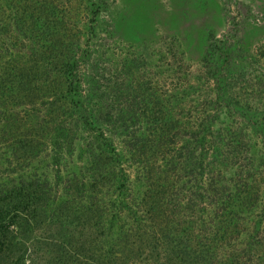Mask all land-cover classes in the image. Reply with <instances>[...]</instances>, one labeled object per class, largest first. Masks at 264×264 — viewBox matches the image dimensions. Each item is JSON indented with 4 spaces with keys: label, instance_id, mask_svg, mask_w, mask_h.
<instances>
[{
    "label": "trees",
    "instance_id": "1",
    "mask_svg": "<svg viewBox=\"0 0 264 264\" xmlns=\"http://www.w3.org/2000/svg\"><path fill=\"white\" fill-rule=\"evenodd\" d=\"M104 1L87 0L83 27L94 29ZM73 25L69 31L25 32L33 43L0 77V90L16 84L23 103L38 107L32 127L10 115L0 129L6 134L0 153V264H264V177L249 173L257 168L253 164L246 165V175L234 167L226 152L231 131L222 125L238 117L264 151V110L259 118L255 89L246 98L237 92L235 79L247 65L237 61L235 47L212 40L202 59L213 107L220 110H196L191 124L176 113L177 96L165 107L157 146L164 131L167 148L181 127L186 130L176 155H165V190L175 186L177 168L195 172L194 216L192 204L181 211L177 195L156 200L148 177L132 179L129 166L140 164L147 143H133L125 113L104 104L96 72L86 70L88 38L83 42L82 32L73 34ZM220 114L225 117L218 123ZM155 115L163 120L159 110ZM118 137L125 143L118 146ZM34 153L44 155L40 172H22Z\"/></svg>",
    "mask_w": 264,
    "mask_h": 264
},
{
    "label": "rangeland",
    "instance_id": "2",
    "mask_svg": "<svg viewBox=\"0 0 264 264\" xmlns=\"http://www.w3.org/2000/svg\"><path fill=\"white\" fill-rule=\"evenodd\" d=\"M75 4H79L76 11ZM86 4L87 0H0V77L20 62L27 44L33 43L25 38V32L69 31L75 24L77 29H72V33L79 31L81 35L82 32L83 42L88 38L91 56L86 70L96 72L104 104L125 113L124 117L130 120L127 125L133 143L137 141V146L147 143L140 164L129 166L132 179L136 175L140 179L148 177L147 183L157 190L156 200L165 202V197L170 199L171 195L173 199L177 195L181 199V211L192 204L195 216V172L177 168L172 173L177 181L175 186L165 190V155H176L186 136V130L181 127L173 144L165 148L164 131L160 138L163 143L157 146L159 134L165 129L167 100L178 97L176 113L182 123L188 120L192 124L196 110H220L213 107V85L202 59L209 42L223 39L235 47L237 61L247 65L243 77L235 79L240 85L237 92L246 98L255 89L256 105L262 106L259 108L262 111L258 112L261 118L264 110V0H105L97 12L94 29L83 27L88 21ZM39 43L45 42L40 39ZM37 110V106L23 103L16 84L9 83L6 90H0V129L10 115L32 127ZM156 110L164 114L162 121L158 115L153 116ZM224 117L220 114L216 121L219 123ZM222 125L231 131L226 138L230 162L234 167H243V175L249 170L246 165L257 166L249 173L263 179L261 140L246 130L238 117L230 116ZM5 135L0 130V153L5 149ZM122 141L125 143V138L118 137L115 143L119 146ZM237 141L241 148L236 147ZM233 147L237 149L234 154L230 153ZM33 155L34 158L24 162L22 172H40L44 155ZM75 162L73 155L69 167ZM227 192L233 191L230 188Z\"/></svg>",
    "mask_w": 264,
    "mask_h": 264
}]
</instances>
